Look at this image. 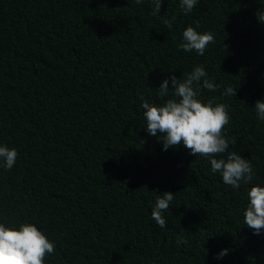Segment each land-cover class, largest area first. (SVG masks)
<instances>
[{"label":"trees","instance_id":"trees-1","mask_svg":"<svg viewBox=\"0 0 264 264\" xmlns=\"http://www.w3.org/2000/svg\"><path fill=\"white\" fill-rule=\"evenodd\" d=\"M153 8L0 0V146L18 153L12 169L0 166V223L33 224L54 242L44 264H264V232L243 216L248 189L264 187V121L254 109L264 99V0H198L187 14L180 0H162L157 16ZM189 25L214 35L204 55L178 47ZM196 66L219 85L201 81L199 98L228 105V150L253 165L239 189L205 157L182 144L165 151L161 134L146 130L140 97L161 105L172 98L158 95L162 81L171 89V75ZM165 191L174 199L161 228L151 208Z\"/></svg>","mask_w":264,"mask_h":264},{"label":"clouds","instance_id":"clouds-1","mask_svg":"<svg viewBox=\"0 0 264 264\" xmlns=\"http://www.w3.org/2000/svg\"><path fill=\"white\" fill-rule=\"evenodd\" d=\"M143 0H136L137 4ZM154 8L152 15L160 12L162 0H152ZM198 0H180V7L185 14L190 13ZM256 16L259 22L264 23V10L258 9ZM175 18L173 17V20ZM168 29L172 28V21H163ZM199 27V24L196 26ZM215 38L211 32H198L191 25L182 33V42L178 47L185 52L195 50L199 55H204L207 46L214 43ZM203 78V79H202ZM201 81L204 89L216 91L219 85L207 78L203 66H196L192 72L177 78L171 75V89L168 79H164L158 89L161 105L150 103L140 97L143 116L146 121V130L149 135L157 136L163 143V150L178 147L181 144L194 156H203L209 160L211 171L222 176L224 184L233 189H239L241 184L249 185L253 181V165L250 160L242 157L236 151H229L230 143L223 134V128L230 121L228 105L213 104L212 100L204 103L200 98ZM226 94L236 95V88L229 86ZM254 109L257 118L264 121V99L255 103ZM227 152V157L224 154ZM18 153L15 148L7 145L0 146V161L5 170H10L16 163ZM220 157V158H216ZM248 203L243 212L245 225L259 235L264 232V187L253 185L247 192ZM174 199V194L163 192L156 197L151 208V217L161 228L166 226L163 213L168 211ZM187 243L183 237H178L177 244ZM229 249H223L216 256L222 259L228 254ZM55 252V244L46 238L45 234L30 223H20L19 229L8 227L0 223V264H44L46 255Z\"/></svg>","mask_w":264,"mask_h":264}]
</instances>
